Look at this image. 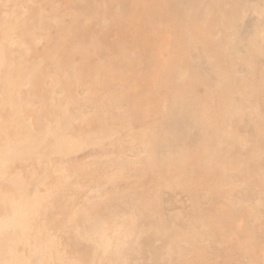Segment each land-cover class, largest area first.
Here are the masks:
<instances>
[{
  "label": "rangeland",
  "instance_id": "rangeland-1",
  "mask_svg": "<svg viewBox=\"0 0 264 264\" xmlns=\"http://www.w3.org/2000/svg\"><path fill=\"white\" fill-rule=\"evenodd\" d=\"M110 2L112 3L113 1ZM19 8L20 10L18 11ZM21 8L22 9L24 8V10H22ZM97 10H99V7L96 5L95 0H89V1L87 0H17V1L14 0V3L13 0H6V1L0 0V53H1L0 63H2L0 64V95H1L0 123L2 122L0 124V129H1L0 132L2 131L3 134V136L2 134H0L1 136L0 164H2L0 166L1 168L3 167L0 170V174H4L3 172H5L6 177L8 176L12 177V174L13 175L23 174L22 175L23 177L20 175L21 179L22 178L25 179L26 180V181L24 180L25 184L27 183L26 184L27 191L25 193L20 194L19 187H18L19 189L17 187L14 188L12 181L9 182L5 181L2 175H0V179H1L0 199L3 198L2 201L6 202V203L1 202L0 200V219H2V215H3V220H4L2 221L3 224L6 225L7 223V225H9L8 218H14L15 221H13V223L16 225V226L14 225V228L18 227L19 230L23 229L21 230V232L25 230L27 233V231H29L28 234L30 235V236L28 234L26 235L25 232H22L24 233V237L29 236V239L25 240L29 242L23 244L22 242L25 241L23 240L21 241V239L19 238L20 236H18L17 240L14 239V237L15 238L17 237L16 234L15 236L12 235L15 232L14 233L13 231L11 232L10 231L11 228L7 225L1 226L2 223L0 222L1 223L0 243L9 240L11 241V243L14 242V244L10 243L9 245L10 248L6 247V245H1L2 243L0 244V250L6 249V250H1L0 261L3 264H5V262L8 261L9 259L8 264H12L13 261H15L13 262V264L14 263L16 264V262H18L19 260L17 259L18 260L17 261L14 256H18L20 254L21 257L22 256H24L25 258L27 257L26 258L27 260L25 259L21 260L19 258L20 261H22L21 263L20 261L18 262L20 264L24 263V261H25L24 264H27V261L28 262L30 261L28 264H45L49 258L51 259V261L50 259L49 261L52 264L54 262L53 257L55 256L56 257L60 256L62 258L61 259L59 257V260L61 259V261H59L60 264L66 263V260L68 264L69 263L74 264V262L75 264H100V263L101 264H110V263L111 264H159V263L160 264H256V263L264 264V241H261L262 243L261 246L256 247L257 250H252L254 249L252 247L255 245L252 242L249 241L246 242L239 238L237 239L235 237H230V236H226L225 239L223 238V240L217 239L216 236L214 235H211L212 237L211 238L210 236H208L203 232L206 231L207 228L211 227V224L213 223L216 224L217 231L221 232L225 227L224 211L218 207V203L220 199L218 197V193H220V190L229 191L231 199L233 198L235 199L236 202H238L239 206L236 203V205L233 207L234 212L240 209L239 208L240 205L242 206L241 204L242 200L238 199L237 197L240 196L239 191L235 192V189L231 190V187L228 186V182L230 181H225L224 184L219 185L215 177L207 172L205 173L202 172L200 174L198 173L196 176L187 177L185 175V170L182 168V166H185L194 160L201 159L204 156V154H206L207 152L216 150L218 148V144L215 143V141H213L212 139L214 135L213 130L211 132L209 128L211 127L212 129V127H214L213 129H217V130L219 129L221 125L220 120H222L220 118L221 116L225 118L226 116L225 109L228 107V105L225 102L222 105H220V103L213 104L212 102L214 101L209 103L207 99L206 101L209 103V105H207L208 107L206 106L207 109H204L205 112H202L203 108L201 107L203 105L202 103L205 98L204 93H208V88H204L199 85L194 88L188 86L189 87V89L187 90L188 92L186 91L188 94H186V96L184 97L185 99L182 100H176L175 98L171 99L166 95H164V92L160 88L161 86L160 82L155 77L149 75L141 76L138 73V67H139L138 62H136V60L131 58L129 60L125 58V56L127 55L130 56L131 54L133 55H137L138 53L140 55L142 54L141 44H139L138 42L134 40L130 43L123 42L124 37L129 36V33H131V31L125 29L126 25H121V23L118 24V22L115 19H112L111 17H109L108 20L106 19L107 20L106 21L101 15H95V13L98 12ZM259 13L260 15L261 14L264 15V3L262 4V6H260ZM136 16L138 18L141 15H136ZM53 18H55V20L57 21L55 22V20H52ZM9 27H11V29ZM8 28L10 29L11 36L10 33H7L9 32ZM31 32H33V34L35 33L36 34L33 35ZM6 33L8 35H6ZM7 36L8 38H5ZM13 36L15 37L13 38ZM38 38H40L42 42L39 41ZM178 38H179L178 33L172 34V39L178 41ZM5 40H7L8 42ZM19 41L21 42V44L22 42L24 44V45L20 44L21 45L20 48H19V43H20ZM8 43H10L9 48H7ZM11 44L13 46H11ZM15 44L17 45V47H14L16 46ZM27 45L29 46V48L27 47ZM109 49L111 55L110 58H107V54H108L107 51H109ZM27 50H29L30 52ZM16 52L19 53H17L16 55L15 54ZM10 55L12 56L10 57ZM20 55L22 56L21 58L23 59H20ZM259 57L262 60H264V54L259 55ZM5 59H9V62L8 60ZM38 59H42L40 61H42L44 64L42 65L40 61L39 63ZM20 60H21V64L19 63L20 64L19 65L18 62H20ZM27 61L28 63L35 65L34 68L35 73L39 69L35 77L33 76L34 69L32 68L33 69L32 70L29 68L30 64L28 66V63H26ZM12 64H14V66ZM36 64L40 66H37ZM23 65L25 68L23 67ZM51 66L53 67L54 71H52ZM18 67L21 68L20 69L21 71L20 70L17 71ZM9 68L11 70L13 68L14 71L8 73L10 70ZM108 68L114 69V73H112V71L111 72L107 71ZM55 71H57L56 72L57 74L54 73ZM12 72H14V74ZM18 72L20 74L23 72L22 75L23 77H26V80L25 78L23 79L19 78L20 74ZM28 75L33 76L30 77V79L31 78L36 79V80L31 79L33 80L31 81V84L28 83L29 81L27 82V80L29 79ZM4 76L7 78H5ZM50 76L52 79H50ZM10 77L14 79H10ZM4 79L5 81L3 83ZM21 81L25 83H22ZM11 83L15 84V87H13L14 85L12 86ZM7 86L8 88H6ZM11 86L13 88H11ZM124 87H126V89H124ZM58 88H60L59 92H58ZM260 91L264 93V87L261 86ZM192 94L195 96L192 97ZM35 97L39 100H37ZM10 100L12 101V103ZM71 100L73 101V103H71L72 102ZM6 101L8 102L6 103ZM57 101H62L61 103L63 105V111L61 109L62 106L61 107L59 106L60 108L58 107V109H56L59 104V102ZM249 102H250L249 97L247 95L241 97V99L238 100V104L240 105V107H245L248 110L249 109L251 110L248 111L251 114L249 115V119L247 121H244L243 124H237V125H235L236 123H233L232 121L233 124H231L230 126L228 125H226V127L224 126L226 132H228L232 136L235 135V137L239 136L238 139L240 138L243 141V143L244 141H246L245 137L247 135V132H245V134L242 135L241 128L246 127L250 129L251 127L250 132L254 133L255 135L256 134L259 135L261 130L260 123L257 124L256 127H254L253 124H254V120L262 119L261 116L264 114V104L259 103V104H255L252 107H248ZM4 103L6 104V106L7 104L8 105L12 104L9 107L13 106L14 108L12 107V110H10L11 108L9 109L8 106L5 107L3 105ZM185 103H190V105H188V107H186V110H184L185 111L184 119L187 122L190 121L191 119V121H194L195 123H197V125L199 124L200 126H202L203 130H206V133L202 135H199V133L197 134L196 137L200 138V140L199 142L196 141L195 145L192 144L194 150H191L188 147V143L190 145V142L185 143L184 141L185 143L184 145L186 146L187 144V147L192 151L191 153H187V149L184 152V150L181 151L182 149L178 150V148H176V150L170 151V157H168V154L164 152V150L161 151L160 148H158L161 147V145H163L162 143L164 142L162 141L164 140V138L160 136V131L167 133L172 131V129L174 128L173 125L174 120L179 114L176 112ZM1 104L3 105V107ZM17 104L21 107L17 106ZM70 104H73V106L76 105V107L78 105V107L77 108L74 107L73 109V106ZM32 107L34 108L32 109ZM65 108H67L68 111H64ZM200 108L201 111H199ZM22 109L23 111L21 112L20 110ZM59 109L62 111L61 113H59L60 111L58 112ZM51 111H53L54 113L52 112L53 114L49 115ZM55 112L57 113L56 115ZM146 112H147L146 115H150L149 118H147L149 122L141 123L146 118L145 115ZM41 113L43 115H41ZM143 113L144 116H142ZM59 114L60 115L66 114V115L60 116ZM74 114H76L75 115L76 117L74 116ZM116 114L117 115L120 114L119 118L120 117L124 118L121 119L122 121L120 120L118 121L117 119V124H120V126L125 124L124 127L123 126L120 127L117 126V124H115L116 121L114 120H116L117 118ZM87 115H89V117H86ZM38 117H40V122ZM61 117H65V118L70 117L69 119H67V122L65 123L66 125L65 127L66 129L67 128L69 129V130L67 129V131L69 132H66L64 127L63 134L66 136L69 135L70 137L69 136L67 137H69L70 141H72L71 143L70 142L69 143L75 144V146L81 142V140L78 139L80 138L78 136H82V134L85 135L90 134L89 136L94 135L93 137L95 139L98 138V136L101 135V134L97 135V133H101L100 131L98 132V130L101 129L99 128L101 124L102 125L107 124V127H109L108 129L112 128L113 126L115 127V129L119 127V129L116 130L120 132L118 135L123 136L124 141L123 143L118 144L120 145V147L118 145L116 146V150L108 149L106 150L108 152L104 151L105 154L103 158L101 157L100 161H98L95 165L88 163L92 161V157L86 158L84 159V161L80 162L78 158L75 157L77 156L76 154L77 151L78 153H83V150H85L84 153L86 155L89 154L90 156L89 149H91V147L94 144L99 145L100 142L98 140L96 141L93 138H92L93 141L91 139L89 140V138L87 137V140H89V142L88 141L87 142L89 144H91L90 142H93L94 144L93 145L87 144L88 146L85 144L84 146L77 148L75 152L70 151L69 148L67 147L59 148L58 150L57 149L51 150L48 147V145L45 144L46 139L42 138L43 137L42 135L47 132V131L45 132V130L50 129L51 127L52 128L55 127V132L58 133L60 130L59 119ZM106 117L107 119H105ZM8 118L9 119L12 118L16 122L14 123V120L11 119L10 120L11 124H10ZM200 119L206 121L207 124L211 123V125L214 126L210 125V127H208ZM80 120L83 121V123H81ZM186 121H183L184 124H186ZM43 122L46 123L48 127ZM96 122L97 125L95 124ZM140 123L141 126L138 125ZM27 125L28 127H26ZM143 125L145 126V128H143ZM137 126L138 129L136 131L135 129L137 128ZM159 127L162 128V130H160ZM73 128L74 130H76L77 134L75 133L74 130H72ZM15 130L17 134L16 132L14 133ZM17 130L20 131V134ZM71 132L72 134H70ZM28 133H31L30 136ZM36 133L38 134L42 133V134L37 135ZM48 133L45 135H48ZM34 134L38 137L34 136L36 137L34 138L33 137ZM75 137L78 138L76 139ZM29 138L31 144L29 143V140H27ZM41 140H42L41 143L42 144L44 143L43 144L44 147L40 143ZM19 141L21 143H19ZM1 142H3V144ZM9 142L11 144L7 145L6 143ZM156 142L157 144H155ZM254 142L256 141L248 142V143L251 146H254L255 145L253 144ZM18 143L20 144L21 149L19 148ZM22 143L27 147V149L26 148L24 149L22 147L23 146ZM37 143L40 144L39 147H37L38 146ZM9 145L10 147L12 145V147L10 148ZM14 145H16L17 147H15ZM34 145L36 146L35 148H39V149L34 150ZM228 146L230 147L231 144L227 145L226 148L228 150L225 148L226 151L223 154L225 155L226 158L230 156L229 155L230 148H228ZM2 147L3 149H5V151L1 150ZM15 148L18 150H15ZM32 148L33 151L31 150ZM42 148L43 149L46 148L45 149L46 151L43 150ZM48 148L50 151L48 150ZM28 150L31 151L32 153L29 152ZM1 151L2 153L4 151V153L7 155L10 154L9 151H11L12 153L13 152L17 153L15 155L18 154L19 155L15 156L14 154L11 153L9 157L8 156L6 157L9 159L10 157L15 156V158L12 157L10 158L11 160L9 161L6 158L7 161L5 163L3 162V160L5 161L6 159L1 157L2 154ZM43 151L48 153L44 152L45 154H43L42 153ZM109 151L111 152L109 153ZM107 154H109L108 157ZM37 155L38 157H40L41 155V157L38 158L36 157ZM57 157L60 159L56 160ZM42 159L45 160L42 161ZM51 159L52 161H50ZM25 160L27 161V165H24V163H26ZM60 160H63V162H66V164L63 165V163ZM3 163L5 164L8 163L9 167L7 165L5 166ZM10 163L12 164V166ZM40 165H41V169L39 170ZM4 167H5V171H4ZM44 167H46V169ZM10 170L11 172H9ZM246 170H247L246 173L248 175L247 174L243 175L242 176L243 178L240 177L239 181L242 180V182L245 181L247 182V179L249 178L250 179L249 183H252L255 180V178L253 177V173H251L248 169ZM6 171L11 174L8 175ZM26 171L28 172V174ZM72 173L75 174L72 175ZM31 174L33 175V177ZM246 176L247 179H245ZM65 177L67 178L69 177V180ZM64 178L65 180L67 179L66 181L69 189L67 188V190H65V192L62 193V190L59 189L60 190L59 191L56 186L60 182L61 185L60 184L59 185L61 188V186H63L62 184L64 183L61 180H63ZM6 184L9 185L7 188H4L6 187ZM10 184L13 186V188ZM65 186H66V182H65ZM28 188L30 189L31 193ZM100 189L101 191H99ZM53 191L56 193L55 194L52 193ZM2 193L5 194L2 195ZM49 193L52 195V197L49 196L47 201L46 196H48ZM147 193L148 195L146 196ZM263 193L264 192L262 188L259 189L254 199L256 200V197L257 200L263 199L261 197ZM6 194H8V196ZM40 194L41 195L44 194L42 196L43 198H41ZM9 195L11 196V199L9 198L10 197ZM38 195L40 196V198L38 197ZM99 195L102 199L99 197ZM36 196L39 199H37ZM4 197H6V199ZM16 197H18V199ZM22 198L23 199L26 198L24 199L26 201V206L23 209L21 207L22 203L19 201ZM176 198L178 199L176 200ZM42 200L45 204L42 203L41 205L40 201ZM245 201L251 202V199L247 197ZM134 202H136L137 204ZM2 203H4V207H2L3 206ZM27 207L30 208L27 209ZM140 207L142 208L139 209ZM205 208L210 210L209 212L210 214L209 216H211L210 218L204 219L203 215H207L204 214L203 211L206 210ZM4 210L5 213H3ZM113 212H115L116 217L115 215H113L114 214ZM137 212L138 214H135ZM37 213L39 215V219L33 217V214L36 215ZM202 213L203 215L201 216L202 217L201 218L200 214ZM4 216L6 217L4 218ZM28 217H31L30 221L33 222L29 223L27 221ZM138 217L141 220H139ZM211 219L213 220L209 221ZM246 219L249 220L248 218ZM246 219L243 218V221L247 222ZM21 220L22 221L24 220L23 221L24 224L21 222ZM34 221H36L37 224ZM93 221L96 222L97 224L94 223ZM105 221L107 222V224H105L106 223ZM251 221L255 222L254 224L255 226L253 227V230L256 231L257 229H260L261 231L264 228L262 224L264 222L263 219L261 221L260 220L259 221L251 220ZM25 222L26 223L28 222L27 225H31L29 226L31 231L29 230L28 227H27L28 230L25 228V226H27L25 225L26 224ZM16 223L18 224L20 223L19 226ZM32 223L36 225L32 226ZM92 225H94V227ZM81 227L84 230H82ZM91 227L92 229L95 228L94 229L95 231L97 230L96 235H98L101 240L99 239L98 236L92 234ZM7 228L9 229L7 230ZM40 228H42L41 230L42 232L40 231ZM76 229H78V231ZM133 229L134 231H136V234L133 233L131 235ZM6 230L7 232H5ZM94 230L93 232L95 233ZM171 231L173 232V234ZM157 232L163 234L160 235ZM7 233L10 234L12 233L11 234L12 237L9 236L10 237L9 240L8 238L6 239L4 238L5 236L8 237ZM77 233L80 234L77 235ZM103 233H104L103 236L104 238H102L101 236L103 235ZM172 235L174 236L172 237ZM31 236L34 237V239L36 237L37 240L30 238ZM51 236L56 237L57 243L54 240L55 237L51 238ZM38 238L40 240H38ZM82 238L84 240H80ZM31 239L32 241L33 240L35 242L37 241L36 246L34 241H33L34 243L30 242ZM52 239L54 242L53 244L57 246L55 245L53 246L51 241ZM111 240L114 241L110 243ZM103 241L104 243L107 241V243L104 244L102 243ZM126 241L127 243L129 241L128 243L129 249L127 248V250L124 249V246L126 245L125 244ZM123 242L124 244H122ZM16 243L19 246L18 247L19 250L17 249L18 251L13 252L17 248ZM32 243L34 244V246H32L33 245ZM21 244L25 245V247L27 245L26 248L28 250ZM41 244H43V246H41ZM103 244L105 245V247L103 246ZM129 244L131 247L129 246ZM252 244L254 245L252 246ZM29 245L30 247L32 246L31 249H29L30 248ZM229 245L231 248L227 247ZM11 246L13 247V249L15 247V249L13 250ZM50 246L52 248V251ZM59 246H61V248H59ZM222 246L224 248H222ZM109 247L111 250L109 249ZM152 248L154 249L156 248L155 251ZM227 248L228 251H226ZM57 249L59 250V253H57L56 251ZM7 250L9 251L8 254L11 253V255L8 256L7 254H5V256L7 255L8 257L7 259H5L2 256L4 255V252H8ZM112 250L117 253L112 252ZM54 251L56 252L54 253ZM17 253L18 255H16ZM45 253L48 255H46ZM158 253L161 256L158 255ZM12 254L15 255L12 256ZM118 254H120L121 256H118ZM43 255L44 257L46 256L48 258L46 257L43 258ZM138 255L142 257H139ZM10 256L12 261L10 260ZM1 258L3 260L5 259L6 261L4 260L3 262ZM42 260L43 261L46 260L44 261L45 263ZM47 263L49 264L48 261Z\"/></svg>",
  "mask_w": 264,
  "mask_h": 264
},
{
  "label": "bare ground",
  "instance_id": "bare-ground-1",
  "mask_svg": "<svg viewBox=\"0 0 264 264\" xmlns=\"http://www.w3.org/2000/svg\"><path fill=\"white\" fill-rule=\"evenodd\" d=\"M6 1V0H5ZM17 1V0H16ZM89 1V0H87ZM96 1V5L99 7V10H97L98 12L95 13V15H101L105 20L109 17H111L112 19H115L118 24L121 23V25H126V28L127 30L131 31V33H129V36H125L124 39H123V42L124 43H130L132 42L133 40L138 42L139 44H141V52L142 54L139 55H133L131 54L130 56H125L126 59H134L136 60V62H138V73L143 76V75H149V76H153L155 77L159 82H160V88L161 90L164 92V95H166L167 97L169 98H175L176 100H182V99H185L184 97L186 96V94H188L187 90L189 89L188 86L194 88L196 86H201V87H204V88H208V93H204V100H203V105L201 108H203V111L202 112H205L204 109H207V105H209L210 102H212L213 104L215 103H220V105L224 104V102L228 105V107L225 109V118H223V116H221L220 119V127L219 129H213L214 127H210L211 123L207 124L206 121H203L208 127H210V131L212 132L213 130V141H215V143L218 144V148L216 150H213V151H209L207 152L206 154H204V156L199 159V160H194L190 163H188L187 165L185 166H182V168L185 170V175L187 177H191V176H196L198 173H202V172H207L209 174H212L215 179L217 180L218 184L219 185H222L224 184L225 181H230L228 182V186L231 187V190L232 189H235V192L239 191V195L240 196H237L238 199H241L242 200V206L240 205V209L235 211L234 212V206L236 205V203L238 204V202L235 201V199H231L230 197V192L229 191H221L220 190V193H218V197L220 198L219 199V203H218V207L224 211V224H225V227L224 229L220 232V231H217L216 228V224H211V227L207 228L206 231H203L205 234H207L208 236L211 237V235H214L216 236L217 239H221L223 240V238L225 239L226 236H230V237H235V238H239L243 241H249V242H252L254 244H252V250H257L256 247L258 246H261L262 243L261 241H264V222L262 223L263 224V229L260 231V229H257L256 231L253 230V227L255 226V222L254 221H251V220H257V221H261L263 219L264 221V193L263 195H261V197L263 199H258L257 200V197H256V200L254 199L257 191L259 189L262 188L263 192H264V114L261 116L262 119H256L254 120V127H256L257 124L260 123V133L259 135H255L254 133L250 132L251 130V127L250 129L249 128H241V134L244 135L245 132H247V135L245 137V140L244 143L243 141L238 137H235L232 136L231 134H229L228 132L225 131V127L226 125L230 126L231 124L233 123H236L235 125L237 124H243L244 121H247L249 119V115L251 113H249L248 111H251L250 109L248 110L247 108L245 107H240V105L238 104V100L241 99V97L247 95L249 97V103H248V107H252L254 106L255 104H259V103H262L264 104V93L262 91H260V87H264V60H262L259 55H263L264 54V15H260V6H262V4L264 3V0H95ZM110 1H113L112 3ZM7 3V2H6ZM13 3H14V0H13ZM25 3V2H24ZM110 3V5H109ZM8 4V3H7ZM22 4V3H21ZM112 4V5H111ZM2 6V5H1ZM107 7V8H106ZM28 8V7H27ZM22 9V8H21ZM50 9V8H49ZM90 9V7H89ZM20 10V8L18 9V11ZM24 10V8L22 9ZM31 10V9H30ZM17 13V12H16ZM30 13V12H29ZM33 13V12H32ZM93 13V12H92ZM25 14V13H24ZM23 15V14H22ZM136 15H141L140 17L137 18ZM144 15V16H143ZM24 16V15H23ZM57 19V18H56ZM16 20V19H15ZM21 20V19H20ZM52 20H55V18H53ZM59 20V19H58ZM96 20V19H94ZM106 20V21H107ZM24 21V20H23ZM57 20H55L56 22ZM40 22V21H39ZM54 22V21H53ZM105 22V21H104ZM19 24V23H18ZM56 24V23H55ZM32 25V24H31ZM40 25V24H39ZM33 26V25H32ZM11 29V27H9ZM8 28L9 32L7 33H10V29ZM23 28V27H22ZM44 29V28H43ZM100 29V28H99ZM103 30V29H102ZM43 31V30H42ZM45 31V30H44ZM87 32V31H86ZM103 32V31H102ZM5 33V32H4ZM6 33V35H8ZM33 34V32H31ZM39 33V32H38ZM175 33H178L179 34V38H178V41H176L175 39H172V34H175ZM3 34V33H2ZM36 34V33H35ZM33 34V35H35ZM40 34V33H39ZM38 34V35H39ZM41 35V34H40ZM10 36H11V33H10ZM29 36V35H28ZM31 36V35H30ZM15 36H13L14 38ZM5 38H8L5 37ZM17 38V37H16ZM34 38V37H33ZM36 38H37V35H36ZM41 38V37H40ZM39 39V41H41ZM10 39V38H9ZM19 39V38H18ZM36 39V40H38ZM12 40V39H11ZM24 40V39H23ZM34 40V39H33ZM7 41V40H5ZM4 41V42H5ZM37 41V42H39ZM8 42V41H7ZM6 42V43H7ZM20 42V41H19ZM42 42V41H41ZM17 43V41H16ZM26 43V42H25ZM59 43V42H58ZM3 44V43H2ZM13 44V43H12ZM11 44V46H13ZM21 42L19 43V48L21 45H24L23 42L22 44ZM34 44V43H33ZM9 45L10 43H8V47L9 48ZM16 45V44H15ZM14 47H17L14 46ZM23 47V46H22ZM26 47V46H25ZM27 47L29 48V46L27 45ZM26 47V48H27ZM4 48V46H3ZM25 48V49H26ZM14 50V49H13ZM37 50V49H36ZM75 50V49H74ZM23 51V49H22ZM29 51V50H27ZM3 52V50H2ZM9 52V51H8ZM26 52V51H25ZM30 52V51H29ZM108 54H107V58H110V55H111V52H110V49L109 51H107ZM13 53V52H12ZM17 53L19 52H16L15 54L17 55ZM3 54V53H2ZM9 54V53H8ZM21 54V53H20ZM1 55V53H0ZM19 55V54H18ZM23 55V54H22ZM12 55H10L11 57ZM6 57V56H5ZM22 56L20 55V59H23L21 58ZM29 57H30V54H29ZM55 57V56H54ZM106 58V57H105ZM4 59V58H3ZM2 59V60H3ZM54 59V58H52ZM5 60H8L9 62V59H5ZM4 60V61H5ZM34 60V59H33ZM42 60V59H38V62ZM26 61V60H25ZM24 61V62H25ZM14 62V60H13ZM34 62V61H32ZM41 64L43 65L44 63L42 61H40ZM39 62V63H40ZM21 64V60L20 62H18V64ZM28 63V61L26 62ZM38 63V64H39ZM2 64V63H0ZM15 64V62H14ZM14 64H12L14 66ZM19 64V65H20ZM30 63H28V66H29ZM17 65V66H19ZM25 65V64H24ZM23 65V67H24ZM32 64H30L29 68L30 69H34L35 68V65L33 67V65L31 66ZM37 65V64H36ZM146 65V66H145ZM37 66H40V65H37ZM145 66V67H144ZM5 67V65H4ZM52 67V66H51ZM17 68V67H16ZM25 68V67H24ZM27 68V66H26ZM39 68V67H38ZM10 69V68H9ZM21 68L18 67V70L19 71ZM32 69V70H33ZM145 69V71H144ZM39 70V69H38ZM37 70V71H38ZM51 70V69H50ZM11 71H14L13 68L12 70L10 69L8 73H11ZM21 71V70H20ZM36 71V73H37ZM52 71L53 70V67H52ZM73 71V70H72ZM107 71H112V73H114V69L112 68H108ZM32 72V71H31ZM57 71H55L54 73H56ZM14 74V72H12ZM19 73V72H18ZM17 73V74H18ZM23 73V72H22ZM22 73L17 76L19 78H25L26 80V77H23ZM25 73V72H24ZM36 73H35V69L33 70V76L35 77L36 76ZM51 73V72H50ZM49 73V75H50ZM29 74V73H28ZM35 74V75H34ZM57 74V73H56ZM74 74V73H73ZM12 75V74H11ZM40 75V73H39ZM29 76V79L30 77H33V76ZM71 76V75H70ZM5 77V76H4ZM16 77V78H17ZM56 77V76H55ZM58 77V76H57ZM7 78V77H5ZM28 78V77H27ZM67 78V77H66ZM98 78V77H96ZM9 79V78H8ZM7 79V80H8ZM10 79H14V78H11ZM27 80L28 83L31 84V81L33 80ZM50 79L51 76H50ZM48 79V80H50ZM69 79V78H68ZM19 80V79H18ZM36 80V79H35ZM5 79L3 80V83H4ZM17 81V80H16ZM47 81V80H46ZM22 83H25L23 81H21ZM26 82V84H27ZM16 83V82H15ZM20 83V81H19ZM45 83V82H44ZM12 84V83H11ZM25 84V85H26ZM4 85V84H3ZM14 85V86H13ZM20 85V84H19ZM218 85V86H217ZM13 87H15V84H12ZM11 86V88H13ZM29 86V85H28ZM31 86V85H30ZM4 87V86H3ZM20 87V86H19ZM54 87V86H53ZM51 87V88H53ZM8 88V86L6 87ZM15 89V88H14ZM59 89L58 88V92H59ZM81 89V88H80ZM124 89H126V87H124ZM8 90V89H7ZM57 90V89H56ZM12 91V90H11ZM187 91V92H186ZM54 93V92H53ZM190 93V92H189ZM57 94V93H56ZM195 94V93H193ZM192 94V97H194L195 95ZM1 96V95H0ZM10 97V96H9ZM14 97V96H12ZM11 97V98H12ZM16 97V96H15ZM59 97V96H58ZM183 97V98H182ZM4 98V97H3ZM7 98V97H5ZM10 98V99H11ZM17 98V97H16ZM23 98V97H22ZM36 98V97H35ZM60 98V97H59ZM91 98V97H90ZM178 98V99H177ZM9 99V98H8ZM15 99V98H14ZM18 99V98H17ZM37 99V98H36ZM35 99V100H36ZM47 99V97H46ZM208 99L209 103L206 101ZM6 100V99H5ZM29 100V99H28ZM39 100V99H37ZM11 101V100H10ZM64 101V100H62ZM62 101H57L59 102V104L62 102ZM72 101V100H71ZM8 101H6L7 103ZM35 102V101H34ZM115 102V101H114ZM1 103V102H0ZM10 103V102H9ZM12 103V101H11ZM17 103V102H16ZM73 103V101L71 102ZM112 103V102H111ZM191 103V102H190ZM190 103H185L181 106V108H179V110L176 112V113H179L176 117V119L174 120V128L172 129V131H170L169 133L167 132H163V131H160V136L162 138H164V141L161 145V147H158L160 148L161 151L164 150V152H166L168 154V157H170V151L171 150H176V148H178V150H181L185 152V150L187 149V153H191L192 151L191 150H194L193 147H192V144L195 145L196 144V141L199 142L200 138L196 137L197 134L199 133V135H202V134H205L206 133V130H203L202 126H200L199 124L197 125V123H195L194 121H186L184 119V113L186 110V107H188V105H190ZM26 104V103H25ZM57 106L56 109H58V107L62 106V111H63V105L62 103ZM65 104V103H64ZM68 104V103H67ZM82 104V103H81ZM86 104V103H85ZM117 104V103H116ZM167 104V103H166ZM2 105V104H1ZM5 107H9L11 105H8L6 106V104L4 103L3 104ZM2 105V107H3ZM13 105H14V102H13ZM73 106V104H70ZM87 105V104H86ZM165 105V104H164ZM17 106H19L17 104ZM25 106V105H24ZM207 106V107H206ZM13 107V106H12ZM12 107H9L10 110H12ZM21 107V106H19ZM59 107V108H60ZM67 107V106H66ZM71 107V106H70ZM69 107V108H70ZM77 108L76 105L73 106V109ZM140 107V106H139ZM247 107V106H246ZM14 108V107H13ZM18 108V107H17ZM28 108V107H27ZM34 107H32L33 109ZM93 108V107H92ZM106 108V107H105ZM201 108L199 109V111H201ZM30 109V108H29ZM66 109V110H65ZM64 111H68L67 108H65ZM140 109V108H139ZM254 109V108H253ZM256 109V108H255ZM2 110V109H1ZM6 110V109H5ZM80 110V109H79ZM90 110V109H89ZM116 110V109H115ZM21 112L23 111L20 110ZM19 111V112H20ZM35 111V110H34ZM54 111V109H53ZM51 111V113H49V115L53 114L54 112ZM56 111V110H55ZM60 111V112H59ZM60 109L58 110L59 113L62 112ZM73 111H76V110H73ZM86 111V110H85ZM84 111V112H85ZM88 111V110H87ZM180 111V112H179ZM5 112V111H4ZM18 112V111H17ZM53 112V113H52ZM164 112V111H163ZM224 112V111H223ZM37 113V112H36ZM76 113V112H75ZM78 113V111H77ZM87 113V112H86ZM91 113V112H90ZM93 113V112H92ZM193 113V112H192ZM190 113V114H192ZM13 114V113H12ZM16 114V112H15ZM57 113L55 112V115ZM83 114V113H82ZM147 114V112L145 113V115ZM20 115V113H19ZM37 115V114H36ZM41 115H43L41 113ZM60 115V114H59ZM58 115V116H59ZM66 115V114H64ZM63 114H61L60 116H64ZM76 114H74L75 116ZM80 115V114H79ZM85 115V114H84ZM91 115V114H90ZM117 115V114H116ZM197 115V114H196ZM206 115V114H205ZM39 116V115H38ZM73 116V117H74ZM107 116V115H106ZM120 114L117 115V118L115 122V124H117V119L118 121H122L121 119H124V118H119ZM144 116V113L143 115ZM150 115H146V118L144 119V121H142L141 123H145V122H149L147 118H149ZM176 116V115H175ZM51 117V116H50ZM57 117V116H56ZM55 117V118H56ZM66 117V116H65ZM65 117H61L59 119V132L56 133L55 132V127H49L50 129L48 130H45V134H47L48 132V135H45L43 134L42 138L46 139L45 141V144L48 145V147L51 149V150H58L59 148H63V147H67L69 148L70 151H73L75 152V150H77V148H80L82 146H84L85 144L87 145H93L94 143L93 142H90L91 144H89V140L92 138L95 139L93 136H89L90 134H82V136H78L80 138H78L79 140H81L80 143H78L76 146L75 144H70L72 141H70V136L67 137L66 135L63 134V131H64V127L66 126L65 123L67 122V119H69L68 117L65 118ZM76 117V116H75ZM80 117V116H79ZM85 117V116H84ZM86 117H89V115H87ZM194 117V116H193ZM197 117V116H196ZM260 117V116H259ZM19 118V117H18ZM39 118V122H40V117ZM37 118V119H38ZM58 118V117H57ZM56 118V119H57ZM195 118V117H194ZM258 118V117H257ZM9 119V118H8ZM12 119V118H11ZM9 119V123H10V120ZM86 119V118H85ZM107 119V117L105 118ZM104 119V121H105ZM14 120V119H12ZM21 120H22V117H21ZM24 120V118H23ZM74 120V119H73ZM47 121V120H46ZM81 121V120H80ZM103 121V122H104ZM167 121V120H166ZM183 121H186V124H184ZM233 121V123H232ZM16 121L14 120V123ZM25 122V121H24ZM29 122V121H28ZM58 122V121H56ZM55 122V123H56ZM98 122V121H97ZM97 122L95 123L97 125ZM201 122V123H203ZM251 122V121H250ZM2 123V122H1ZM0 123V124H1ZM4 123V122H3ZM13 123V122H12ZM30 123V122H29ZM44 123V122H43ZM53 123V124H55ZM71 123V122H70ZM75 123V121H74ZM73 123V124H74ZM81 123H83V121H81ZM119 123V122H118ZM141 123L138 124L141 126ZM199 123V122H198ZM11 124V123H10ZM24 124V123H22ZM27 124V123H26ZM25 124V125H26ZM47 127L48 125L46 123H44ZM49 124V123H48ZM57 124V123H56ZM68 124V123H67ZM250 124V123H249ZM7 125V123H6ZM102 125V124H101ZM99 126V129L98 132L100 131L101 133H97V135L101 134L98 136V138H96L95 140L99 141L100 144L97 145V144H94L91 149H89V153H90V156L89 154H85L83 150V153H78L77 151V157L78 160L81 162V161H84V159L86 158H90L92 157V161L91 162H88L89 164H93L95 165L98 161H100V158L104 156V151L105 152H108L106 150L108 149H115L116 150V146L120 143H123L124 139H123V136L122 135H118L120 132L117 131L116 129H119L115 127L113 128H110L108 129L109 127H107V124L105 125H102V126ZM125 125V124H124ZM124 125H121L124 127ZM137 125V124H136ZM203 125V124H202ZM234 125V127H235ZM30 126V124H29ZM117 126H120V124H117ZM120 126V127H121ZM211 126H214V125H211ZM225 126V127H224ZM12 127V126H11ZM28 127V125L26 126ZM71 127V125H70ZM105 127V128H104ZM127 127V126H126ZM135 127V126H134ZM157 127V126H156ZM233 127V126H232ZM20 128V127H19ZM17 128V129H19ZM32 128V127H30ZM143 128H145V126L143 125ZM148 128V126H147ZM150 128V127H149ZM160 128V127H159ZM47 129V128H46ZM68 129V128H67ZM66 127H65V130L66 132H69L67 131ZM138 129V126L137 128L135 129L137 131ZM256 129V128H255ZM1 130V129H0ZM69 130V129H68ZM74 130V128L72 129ZM71 130V131H72ZM81 130V128H80ZM127 130V129H126ZM141 130V128H140ZM160 130H162V128H160ZM18 131V130H17ZM23 131V130H22ZM30 131V129H29ZM75 133H76V130H74ZM145 131V130H143ZM158 131V130H157ZM156 131V132H157ZM259 131V130H258ZM7 132V131H6ZM16 132V130L14 131V133ZM19 134H20V131H18ZM33 132V131H32ZM131 132V131H130ZM151 132V131H150ZM256 132V130H255ZM5 133V132H4ZM39 133V132H38ZM36 133L37 135H41V134H38ZM90 133V132H89ZM94 133V132H93ZM92 133V134H93ZM96 133V131H95ZM132 133V132H131ZM0 134H2V131L0 132ZM17 134V132H16ZM22 134V133H21ZM29 136L31 133H28ZM66 134V133H65ZM72 134V132L70 133ZM77 134V133H76ZM159 134V133H158ZM7 135V134H6ZM96 135V134H95ZM195 135V136H194ZM3 136V134H2ZM19 136V135H18ZM36 136L35 134L33 135V137ZM73 136V135H72ZM237 136V135H236ZM241 136V135H240ZM1 137V136H0ZM22 137V136H21ZM38 137V136H36ZM34 137V138H36ZM47 137V138H45ZM87 137L89 138V140H87ZM96 137V136H95ZM155 137V136H154ZM5 138V137H4ZM24 138V136H23ZM26 138V137H25ZM32 138V137H31ZM76 138V137H75ZM76 138V139H77ZM125 138V137H124ZM127 138V137H126ZM1 139V138H0ZM6 139V138H5ZM19 139V138H18ZM42 139V140H44ZM130 139V138H129ZM134 139V138H133ZM144 139V138H143ZM158 139V138H157ZM160 139V137H159ZM193 139V140H192ZM26 140V139H25ZM29 140V143H30V138L27 139ZM34 140V139H33ZM42 140L40 141V143L42 142ZM72 140V139H71ZM94 140V141H95ZM153 140V139H152ZM155 140V139H154ZM189 140H192V141H189ZM10 141V139H9ZM32 141V140H31ZM37 141V140H36ZM75 141V139H74ZM88 141V142H87ZM93 141V140H92ZM187 142H190V145L188 143V147L191 149H189L187 147V144L186 146L184 145L185 143ZM253 141H256L254 142L253 144H255L254 146H251L248 142H253ZM6 142V141H5ZM4 142V143H5ZM23 142V141H22ZM25 142V141H24ZM33 142V141H32ZM70 142V143H69ZM77 142V141H76ZM159 142V141H158ZM201 142V141H200ZM3 144V142H1ZM16 143V142H15ZM19 143H21L19 141ZM18 143V144H19ZM128 143V142H127ZM134 143V142H133ZM7 145L8 144H11L10 142L9 143H6ZM31 144V143H30ZM33 144V143H32ZM35 144V142H34ZM38 144V143H37ZM42 144V143H41ZM44 144V143H43ZM42 144V146H43ZM157 144V142L155 143ZM228 144H231V146L228 148L229 151H230V156L228 158L225 157V155H223L226 151V147ZM234 144V145H232ZM22 147L25 149H27V147L22 143ZM40 144H38L37 147H39ZM87 145V146H88ZM5 146V145H4ZM3 146V147H4ZM15 147H17L16 145H14ZM25 146V147H24ZM29 146V145H27ZM33 146V145H32ZM120 147V145H118ZM2 149L1 150H4L5 149ZM10 147V145H9ZM12 147V145H11ZM10 147V148H11ZM36 146L34 145V150L35 149H39V148H35ZM44 147V146H43ZM90 147V146H89ZM88 147V148H89ZM1 148V147H0ZM14 148V147H13ZM19 148L21 149L20 147V144H19ZM48 148V150H49ZM84 148V147H83ZM118 148V147H117ZM146 148V147H145ZM197 148V147H195ZM226 148V149H225ZM19 149V150H20ZM30 149V148H29ZM43 149V148H42ZM46 148H44L43 150H45ZM10 150V149H9ZM15 150H18L15 148ZM33 151V148L31 149ZM120 150V149H119ZM131 150V149H130ZM228 150V149H227ZM3 151H1V157H3L4 159H6L9 155L12 153L11 151L9 155L5 154ZM8 151V150H7ZM13 151V150H12ZM29 151V150H28ZM27 151V152H28ZM37 151V150H36ZM35 151V152H36ZM46 151V150H45ZM43 151L42 153L45 154V153H48V152H45ZM50 151V150H49ZM8 152V153H9ZM16 152V151H15ZM23 152V151H22ZM31 152V151H29ZM45 152V153H44ZM62 152V151H61ZM72 152V153H73ZM111 151H109L110 153ZM120 152V151H119ZM135 152V151H134ZM157 152V151H156ZM7 153V152H6ZM21 153V152H20ZM24 153V152H23ZM32 153V152H31ZM64 153V152H63ZM87 153V152H86ZM155 153V152H154ZM229 153V152H228ZM12 154H17V153H12ZM74 154V155H76ZM85 154V155H84ZM117 154V152H116ZM19 155V154H18ZM18 155H15V156H18ZM24 155V154H23ZM34 155V154H33ZM51 155V154H50ZM109 154H107V157H108ZM114 155V154H113ZM122 155V154H121ZM120 155V156H121ZM15 156H12L13 158H15ZM57 156V155H56ZM89 156V157H88ZM106 156V155H105ZM118 156V155H117ZM164 156V155H162ZM172 156V155H171ZM10 157V158H12ZM24 157V156H23ZM28 157V156H27ZM31 157V156H30ZM38 157V155L36 156ZM41 157V155H40ZM38 157V158H40ZM44 157V156H42ZM47 157V155H46ZM49 157V155H48ZM74 157V156H72ZM106 157V158H107ZM112 157V156H111ZM8 159L11 160V159ZM34 158V157H33ZM162 158V157H161ZM7 159L3 162L6 163ZM18 159V158H17ZM22 159V158H21ZM27 159V158H26ZM35 159V158H34ZM48 159V158H47ZM60 158L57 157L56 160H58ZM76 159V158H75ZM121 159V158H120ZM119 159V160H120ZM125 159V158H123ZM128 159V158H127ZM173 159V158H172ZM13 160V159H12ZM29 160V159H28ZM33 160V159H32ZM31 160V161H32ZM45 159H42V161H44ZM49 160V159H48ZM54 160V158H53ZM55 160V161H56ZM74 160V159H72ZM77 160V161H78ZM90 160V159H89ZM110 160V159H109ZM118 160V158H117ZM20 161V160H19ZM26 161V160H25ZM52 161V159L50 160ZM63 165L66 164V162H63V160H60ZM88 161V160H87ZM102 161V159H101ZM125 161V160H124ZM1 162V161H0ZM12 162V161H10ZM18 162V161H16ZM33 162V161H32ZM95 162V163H94ZM122 162V161H121ZM120 162V163H121ZM162 162V161H161ZM3 163L5 166L7 165L8 166V163L5 164ZM24 163V162H23ZM31 163V162H30ZM29 163V164H30ZM37 163V162H36ZM44 163V162H43ZM48 163V162H47ZM155 163V162H154ZM11 164V163H10ZM33 164V163H32ZM31 164V165H32ZM41 164V162H40ZM46 164V162H45ZM51 164V163H50ZM2 165V164H0ZM23 165V164H22ZM24 165H27V161L26 163H24ZM12 166V164H11ZM45 166V165H44ZM179 166V165H178ZM9 167V166H8ZM21 167V166H20ZM38 167V166H37ZM36 167V168H37ZM47 167V165H46ZM46 167H44L46 169ZM64 167V166H63ZM62 167V168H63ZM3 168V167H2ZM1 166H0V170L2 169ZM7 168V167H6ZM79 168V167H78ZM93 168V167H92ZM8 169V168H7ZM6 169V170H7ZM10 169V168H9ZM26 169V167H25ZM41 169V165H40V168L39 170ZM82 169V168H81ZM248 169L251 173H253V177L255 178V180L252 182V183H249L250 179L248 178L247 179V176L245 177V179H247V182H242L239 181V178L242 177L243 175H246L247 173V170ZM3 171V170H2ZM4 171H5V167H4ZM29 171V170H28ZM7 172V171H6ZM11 172V170L9 171ZM8 173V175H10L11 173ZM27 172V171H26ZM4 174H0L2 175L3 179L5 181H12L13 183V186L14 188L15 187H19L20 188V191L19 193L22 194V193H25L27 191V183L25 184V179H21V176L23 175H13L12 174V177L11 176H8L6 177V173L3 172ZM22 173V172H21ZM47 173V172H46ZM62 173V172H61ZM15 174V173H14ZM28 174V172H27ZM35 174V173H34ZM75 174V173H74ZM72 173V175H74ZM32 175V174H31ZM68 175V174H67ZM248 175V174H247ZM19 176V177H18ZM63 176H64V173H63ZM66 176V175H65ZM70 176V175H69ZM77 176V175H75ZM10 177V178H9ZM23 177V176H22ZM33 177V175H32ZM238 179L236 180L235 179ZM15 178V179H14ZM67 178V177H65ZM65 178L63 180H65ZM185 178V177H184ZM243 178V177H242ZM2 179V180H3ZM35 179V177H34ZM69 180V177L67 178ZM66 179V180H67ZM1 180V179H0ZM25 180V181H24ZM61 180L62 182H64L60 188V182L59 184L56 186L57 189L59 190H62V193L65 192V190H67L68 186H67V181H63ZM24 181V182H23ZM57 181V180H55ZM4 182V181H3ZM31 182V180H30ZM33 182V181H32ZM61 182V183H62ZM65 182H66V186H65ZM70 182V181H69ZM239 182V183H238ZM1 184V183H0ZM5 184V183H4ZM9 185V184H8ZM8 185L6 184V187L4 188H7ZM11 185V184H10ZM34 185V184H33ZM12 186V185H11ZM12 186V188H13ZM29 187V186H28ZM59 187V188H58ZM66 187V188H65ZM148 187V186H147ZM18 188V189H19ZM108 188V187H107ZM29 189V188H28ZM69 189V188H68ZM114 189V188H113ZM117 189V188H116ZM59 190V191H60ZM17 191V190H16ZM23 191V192H22ZM30 191V189H29ZM101 191V189L99 190ZM247 191V192H246ZM2 192V190H1ZM103 192V190H102ZM118 192V191H117ZM155 192V191H154ZM31 193V191H30ZM52 193H56V192H52ZM98 193V192H97ZM100 193V192H99ZM1 194V193H0ZM5 194V193H4ZM2 193V195H4ZM50 194V193H49ZM48 196H46V199L48 201V197L52 195L50 194ZM53 194V195H54ZM119 194V193H118ZM8 196V194H6ZM12 195V194H10ZM9 195V196H10ZM14 195V194H13ZM44 194H40L41 198H43ZM92 195V194H91ZM148 195V193L146 194V196ZM247 195V196H246ZM6 196V197H7ZM17 196V194H16ZM40 196L38 195V197L40 198ZM120 196V195H119ZM234 196V195H233ZM1 197V196H0ZM6 197H4L6 199ZM37 196L36 198L39 199ZM50 197V198H51ZM100 197V195H99ZM118 197V196H117ZM249 198L251 199V202H246V198ZM11 199V196L9 197ZM18 199V197H16ZM27 198V197H26ZM24 198V199H26ZM35 198V199H36ZM101 198V197H100ZM105 198V197H103ZM132 198V197H131ZM186 198V197H185ZM14 199V198H13ZM12 199V201H13ZM23 198L21 200H19L22 204H21V207L22 209L25 208L26 206V201L24 200ZM86 199V198H85ZM102 199V198H101ZM162 199V198H161ZM178 198H176L177 200ZM180 199V198H179ZM1 202H5V201H2V199H0ZM51 200V199H49ZM123 200V199H122ZM121 200V201H122ZM28 201V199H27ZM101 201V200H99ZM34 202V201H33ZM32 202V203H33ZM46 202V201H45ZM164 202V201H163ZM6 203V202H5ZM41 205L43 202L40 201ZM136 203V202H134ZM4 207V203H2ZM30 204V202H29ZM45 204V203H44ZM116 204V203H115ZM127 204V203H126ZM137 204V203H136ZM170 204V203H168ZM91 206V205H90ZM122 206V205H121ZM128 206V205H126ZM135 206V205H134ZM137 206V205H136ZM239 206V204H238ZM34 207V206H33ZM125 207V206H124ZM138 207V206H137ZM7 208V207H6ZM10 208V207H8ZM30 208V207H27V209ZM46 208V207H45ZM142 207H140L139 209H141ZM49 209V208H48ZM78 209V208H77ZM112 209V208H111ZM206 210H203L204 211V214H207V215H203L200 214V217L203 215L204 216V219L205 218H210L211 216H209V212L210 210H208L207 208H205ZM6 210V209H5ZM5 210L3 213H5ZM120 210V209H118ZM136 210V209H135ZM27 211V210H26ZM39 211V210H38ZM53 211V209H52ZM80 211V210H79ZM85 211V210H84ZM115 211V210H114ZM140 211V210H139ZM7 212V211H6ZM41 213V212H40ZM39 213V214H40ZM83 213V212H82ZM115 215V212H113ZM154 213V212H153ZM9 214V213H8ZM46 214V213H45ZM120 214V213H119ZM118 214V215H119ZM135 214H138L135 213ZM141 214V213H140ZM7 215V214H6ZM37 215V217H36ZM33 214V217L34 218H38L39 219V215L38 213L37 214ZM112 215V214H111ZM142 215V214H141ZM172 215V214H170ZM121 216V215H120ZM199 216V215H198ZM6 216H4L5 218ZM10 217V216H9ZM45 217V216H44ZM116 217V215H115ZM174 217V216H173ZM31 217H28V222H33V221H30ZM46 218V217H45ZM95 218V217H94ZM111 218V216H110ZM139 218V217H138ZM202 218V217H201ZM243 218H248L250 220H247V222H244L243 221ZM25 219V218H24ZM78 219V218H77ZM137 219V218H136ZM6 220V219H5ZM20 220V219H18ZM87 220V219H86ZM139 220H141L139 218ZM213 219L209 220V221H212ZM3 215H2V219H0V222L2 223L1 226H6L5 224H3ZM13 221H15L14 218H8V224L7 226H9L11 228V232L13 231L14 234H12L13 236H15L16 234V238L14 237V239L17 240L18 236H20L19 238L21 239V241H25L26 239L28 240L29 239V234L27 231L24 230L22 232H25L26 235L28 234L29 236L27 237H24V233L21 232V230L18 229V227L14 228V223ZM24 221V220H23ZM23 221L21 220V222L23 223ZM26 221V220H25ZM92 221V220H91ZM89 221V222H91ZM97 221V220H96ZM137 221V220H136ZM135 221V222H136ZM172 221V220H171ZM17 222V221H16ZM20 222V223H21ZM27 222V223H28ZM36 222V221H34ZM73 222V220H72ZM94 222V221H93ZM99 222V220H98ZM106 222V221H105ZM139 222V221H138ZM0 223V224H1ZM19 223V224H20ZM26 223V222H25ZM27 223L25 225H27ZM43 223V222H42ZM88 223V222H86ZM96 223V222H94ZM93 223V224H94ZM18 224V223H16ZM18 224V226H19ZM24 224V223H23ZM37 224V222H36ZM36 224H33L32 223V226L36 225ZM91 224V223H90ZM89 224V225H90ZM97 224V223H96ZM107 224V222L105 223ZM114 224V222H113ZM155 224V223H154ZM195 224V223H194ZM22 225V224H21ZM42 225V224H40ZM39 225V226H40ZM69 225V224H68ZM88 225V224H87ZM101 225V224H99ZM138 225V224H137ZM165 225V224H164ZM0 226V227H1ZM16 226V225H15ZM29 226L31 225H27L25 226V228L28 230ZM94 227V225H92ZM98 226V225H96ZM139 226V225H138ZM159 226V225H158ZM161 226V225H160ZM28 227V228H27ZM90 227V226H89ZM105 227V226H104ZM156 227V225H155ZM4 228V227H3ZM23 228V227H22ZM34 228V227H33ZM32 228V229H33ZM43 228V227H42ZM42 228H40V231L42 230ZM66 228V227H65ZM86 228V227H85ZM9 228H7L8 230ZM82 230H84L82 227H81ZM80 229V230H81ZM90 229V228H89ZM92 229V227H91ZM95 229V228H94ZM92 229V234H95V236H98L96 235V231ZM125 229V228H124ZM123 229V230H124ZM135 229V228H134ZM133 229V231H134ZM143 229V228H142ZM162 229V228H161ZM165 229V228H164ZM210 229V230H208ZM252 229V230H250ZM5 230V229H4ZM7 230L5 232H7ZM29 230L31 231V229L29 228ZM34 230V229H33ZM64 230V229H63ZM78 231V229H76ZM81 230V231H82ZM93 230L95 231V233L93 232ZM0 231H1V228H0ZM9 231V232H10ZM76 231V232H77ZM87 231V230H86ZM85 231V232H86ZM90 231V230H89ZM88 231V232H89ZM90 231V232H91ZM131 233V235L134 233L136 234V231H134ZM151 231V230H150ZM21 232V233H20ZM42 232V231H41ZM87 232V233H88ZM106 232V231H105ZM159 232V230H158ZM157 232V233H158ZM162 232V231H161ZM172 232V231H171ZM1 233V232H0ZM19 233V234H18ZM51 233V231H50ZM116 233V232H115ZM114 233V234H115ZM145 233V232H144ZM170 233V231H169ZM168 233V235H169ZM8 234V235H7ZM6 235L8 237H4L5 239L8 238V240L10 239L9 236H11L10 233H7ZM39 234V233H38ZM37 234V235H38ZM80 233H77V235H79ZM91 234V233H90ZM118 234V233H117ZM160 235H162L163 233H158ZM166 234V233H165ZM164 234V235H165ZM173 234V232H172ZM4 235V234H3ZM35 235V234H34ZM43 235V234H42ZM85 235V234H84ZM87 235V234H86ZM144 235V234H143ZM175 235V234H174ZM172 235V237L174 236ZM39 236V235H38ZM94 236V237H95ZM102 238H104V233L103 235H101ZM114 236V235H113ZM115 236H118V235H115ZM166 236V235H165ZM171 236V235H170ZM12 237V236H11ZM41 237V236H40ZM52 237H55V236H51ZM87 237V236H85ZM99 237V236H98ZM97 237V238H98ZM106 237V236H105ZM120 237V236H119ZM122 237V236H121ZM138 237V235H137ZM171 237V238H172ZM3 238V239H4ZM30 238H33L34 237H30ZM46 238V237H45ZM60 238V237H58ZM131 238V237H130ZM166 238V237H165ZM164 238V239H165ZM194 238V237H193ZM212 238V237H211ZM12 239V238H11ZM100 239V237H99ZM114 239V238H113ZM119 239V238H118ZM121 239V238H120ZM1 240V238H0ZM13 240V239H12ZM34 240H37V238L35 237ZM33 240V241H34ZM38 240H40L38 238ZM49 240V238H48ZM56 241V237L54 239ZM80 240H84L83 238L80 239ZM101 240V239H100ZM105 240V239H104ZM109 240V239H107ZM117 240V239H115ZM123 240V239H122ZM128 240V239H127ZM131 240V239H130ZM4 241V240H3ZM20 241V242H21ZM32 239L30 240V242H33ZM52 241V244L54 243L53 242V239L51 240ZM114 241V240H113ZM111 240L110 243L113 242ZM139 241V240H138ZM202 241V240H201ZM27 241L25 242H22L23 244L25 243L26 244ZM29 242V241H28ZM27 242V243H28ZM35 242V241H34ZM33 242V243H34ZM37 242V241H36ZM36 242H35V246H36ZM46 242V241H45ZM61 242V240H60ZM89 242V241H88ZM124 242H125V239H124ZM124 242L122 244H124ZM173 242V241H172ZM2 243V244H1ZM0 244L1 245H6V247H9L10 248V243L11 241H5V242H1ZM32 243V244H33ZM49 243V242H47ZM57 243V241H56ZM68 243V242H67ZM91 243V242H90ZM104 243V241L102 242ZM107 241L104 243L106 244ZM129 243V241H128ZM128 243L126 241V245L127 247L124 246V249L127 250L128 248ZM185 243V242H184ZM11 244H14L11 243ZM17 244V243H16ZM15 244V245H16ZM19 244V242H18ZM18 244H17V248L13 249V245L11 246L12 249L14 250L13 252H16L18 251ZM51 244V243H50ZM49 244V245H50ZM59 244H62V243H59ZM58 244V245H59ZM88 244V243H87ZM103 244V246L105 247V245ZM131 244V243H130ZM129 244V246H130ZM196 244V243H194ZM14 245V246H15ZM22 245V244H21ZM20 245V246H21ZM40 245V243H39ZM48 245V246H49ZM55 244H53L54 246ZM221 245V244H220ZM25 247V245H22ZM21 246V247H22ZM34 246V244L32 245ZM31 246V247H32ZM38 246V245H37ZM41 246H43V244H41ZM39 246V247H41ZM57 246V245H55ZM109 246V244H108ZM187 246V245H186ZM194 246V245H193ZM27 247V245H26ZM25 247V248H26ZM30 247V245H29ZM28 247V248H29ZM31 247L29 249H31ZM38 247V248H39ZM122 247V246H120ZM131 247V246H130ZM133 247V246H132ZM195 247V246H194ZM228 248H231L230 245L227 246ZM5 248V247H4ZM25 248H22V249H25ZM35 248V247H33ZM37 248V249H38ZM51 248V246H50ZM58 248V247H57ZM59 248H61V246H59ZM58 248V249H59ZM119 248V247H118ZM117 248V249H118ZM222 248H224L222 246ZM220 248V249H222ZM228 248L226 249V251H228ZM247 248V247H246ZM18 249V250H17ZM27 249V248H26ZM54 249V248H53ZM56 250L57 253H59V250ZM68 249V248H67ZM66 249V250H67ZM110 249V247H109ZM113 249V248H112ZM129 249V248H128ZM154 251L155 249L152 248ZM159 249V248H158ZM1 250H6V249H1ZM1 250H0V253H1ZM28 250V249H27ZM36 250V249H35ZM47 250V249H45ZM55 250V249H54ZM111 250V249H110ZM122 250V249H121ZM166 250V249H165ZM251 250V249H249ZM8 251V250H7ZM51 251H52V248H51ZM54 251V253L56 252ZM107 251V249H106ZM132 251V250H131ZM11 252V251H10ZM31 252V251H30ZM35 252V251H34ZM110 252V251H109ZM108 252V253H109ZM112 252H115L112 250ZM130 252V251H129ZM3 253V251H2ZM8 252H4V255L2 257H4L5 259H7V255H11L8 254ZM23 253V252H22ZM56 253V254H57ZM62 253V251H61ZM111 253V252H110ZM117 253V252H115ZM157 253V252H155ZM154 253V254H155ZM253 253V251H252ZM255 253V252H254ZM5 254H7L5 256ZM32 254V253H31ZM46 254V253H45ZM44 254V255H45ZM15 254H12V256H14ZM18 255V253L16 254ZM30 255V254H29ZM28 255V256H29ZM43 255V258H45ZM48 255V254H46ZM53 255V254H52ZM60 255V254H59ZM77 255V254H76ZM112 255V254H111ZM156 255V254H155ZM158 255H160L158 253ZM157 255V256H158ZM1 256V254H0ZM20 256V254L18 255ZM18 256H14L16 258V260L18 259L20 261L21 260H27L24 256V258H22L21 256L18 257ZM26 256V255H25ZM118 256H121L120 254H118ZM139 256V255H138ZM156 256V257H157ZM161 256V255H160ZM164 256V255H162ZM180 256V255H179ZM191 256V255H190ZM18 257V258H17ZM60 257V256H59ZM59 257L55 256L53 257V263L52 264H60L59 261H61V259L59 260ZM66 257V255H65ZM101 257V256H100ZM113 257V256H112ZM130 257V256H129ZM139 257H142V256H139ZM184 257V256H183ZM20 258V259H19ZM48 258V257H46ZM158 258V257H157ZM168 258V257H167ZM4 259V260H5ZM13 259V258H12ZM50 259V258H49ZM49 259L47 260L50 263ZM160 259V257H159ZM1 260H3L1 258ZM3 260V262H4ZM10 260H11V256H10ZM17 260V261H18ZM65 260V259H64ZM103 260V259H102ZM162 260V259H161ZM6 261V260H5ZM9 261V259H8ZM8 261L5 262V264H8ZM12 261V260H11ZM18 261V262H19ZM38 261V260H37ZM43 261V260H42ZM46 261V260H44ZM43 261V262H44ZM46 261L45 264H48ZM69 261V260H68ZM75 261V260H74ZM137 261V260H136ZM139 261V260H138ZM257 261V259H256ZM15 262V261H13ZM12 262V264H13ZM16 262V264H20L22 261H20V263ZM30 262V261H29ZM27 261V264L29 263ZM36 262V261H35ZM65 262V261H64ZM71 262V261H70ZM155 262V261H154ZM153 262V263H154ZM2 262L0 261V264ZM10 263V262H9ZM25 263V261H24ZM22 263V264H24ZM66 263H67V260H66ZM64 263V264H66ZM79 263V262H78ZM172 263V262H171ZM3 264V263H2ZM15 264V263H14ZM68 264V263H67ZM70 264V263H69ZM75 264V262H74ZM101 264V263H100ZM111 264V263H110ZM160 264V263H159ZM257 264V263H256Z\"/></svg>",
  "mask_w": 264,
  "mask_h": 264
}]
</instances>
